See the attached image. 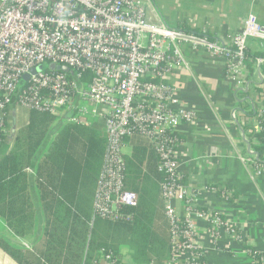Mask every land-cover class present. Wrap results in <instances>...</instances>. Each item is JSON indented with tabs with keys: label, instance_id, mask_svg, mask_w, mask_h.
<instances>
[{
	"label": "built area",
	"instance_id": "1",
	"mask_svg": "<svg viewBox=\"0 0 264 264\" xmlns=\"http://www.w3.org/2000/svg\"><path fill=\"white\" fill-rule=\"evenodd\" d=\"M153 10L152 0H0V153L11 148L2 134H9L11 117L19 108L60 117L80 105L72 120L98 125L108 136L93 218L119 221L124 218L120 207L138 204V195L124 190V137L140 134L152 143L160 158L158 169L168 176L162 196L171 224L170 262L201 264L196 251L205 253L196 246L194 218L204 220L214 238L223 232L242 239L224 216L198 207L200 191L190 192L180 182L178 129L193 122L195 113L184 106L170 77L187 67L186 49L223 58L226 75L248 94L247 105L257 111L250 118L236 111L233 119L260 131L264 26L250 14L239 32L220 40L156 21ZM251 42L263 55H250ZM51 64L67 66L75 74L51 71ZM85 74L91 76L86 84ZM255 156L244 162L261 173L264 167H256ZM172 201L183 204L184 216H178ZM98 264L116 261L106 255Z\"/></svg>",
	"mask_w": 264,
	"mask_h": 264
},
{
	"label": "trees",
	"instance_id": "2",
	"mask_svg": "<svg viewBox=\"0 0 264 264\" xmlns=\"http://www.w3.org/2000/svg\"><path fill=\"white\" fill-rule=\"evenodd\" d=\"M176 28L204 34L188 27ZM90 79L89 74L83 76L85 84ZM238 111L246 118L257 113L246 101L240 103ZM28 119L24 128L15 131L10 127L9 134H2L11 148L8 153H0V251L18 264H98L106 255L122 264L125 252L134 264L172 260L171 224L166 210L169 231L162 221V186L168 176L159 171L160 158L149 140L136 132L124 137L125 146L132 150L125 155L124 190L137 194L138 204L120 207L124 218L119 221L103 220L93 218V204L108 146L107 134L98 125L61 122L60 117L46 113L30 112ZM240 124L244 131H252L250 143L258 156L256 167H264V122L260 131ZM180 182L186 185L183 177ZM207 188L229 199L217 187ZM7 231L12 238L4 235ZM21 241H26L29 248ZM247 250L256 264H262L260 254L248 246ZM196 253H201L199 262L205 264L202 251Z\"/></svg>",
	"mask_w": 264,
	"mask_h": 264
},
{
	"label": "crops",
	"instance_id": "3",
	"mask_svg": "<svg viewBox=\"0 0 264 264\" xmlns=\"http://www.w3.org/2000/svg\"><path fill=\"white\" fill-rule=\"evenodd\" d=\"M152 1L154 10L151 16L156 21L160 19L175 28L188 27L220 40L239 32L250 14L256 15L264 26V0ZM249 53H260L257 43L251 42ZM186 60L187 67L170 77V84L178 87V96L184 106L195 113L193 122L182 124L178 129L181 139L177 149L179 172L190 192L200 191L196 199L198 207L224 216L242 239L239 241L223 232L214 238L206 222L194 218L196 246L204 251L206 264H256L247 246L261 255L264 264V168L257 173L254 166L244 162V158L255 153L250 143L252 137L249 130L244 131L241 124L233 119L234 112L239 110L240 103L246 101L248 94L239 91L236 83L228 78L223 58L201 49H186ZM79 106L73 105L64 111L60 116L61 122L78 117L75 108ZM29 115L30 112L26 122L19 123L16 111L11 117V128L16 131L17 125L27 126ZM126 149L129 151L126 154H130L131 146H126ZM209 186L224 191L229 199L207 190ZM172 205L178 216H184L182 203L172 201ZM163 212L165 215V205ZM162 221L168 225L169 231L166 215ZM4 235L12 238L8 231ZM21 242L29 248L26 241ZM35 244L38 247L41 243L36 241ZM125 254L122 264H134L127 252ZM0 264L18 263L0 251ZM151 264L172 263L156 260Z\"/></svg>",
	"mask_w": 264,
	"mask_h": 264
},
{
	"label": "water",
	"instance_id": "4",
	"mask_svg": "<svg viewBox=\"0 0 264 264\" xmlns=\"http://www.w3.org/2000/svg\"><path fill=\"white\" fill-rule=\"evenodd\" d=\"M49 69H50L51 71H55V70H57V71H62V72H65V73L70 74L71 76H73V75L75 74L74 71L71 70V69H70L69 67H67V66L60 67V66H56L55 64H51V65L49 66ZM32 73L35 74V73H36V69L33 70ZM28 78H29V76L27 75V76L25 77V79H28Z\"/></svg>",
	"mask_w": 264,
	"mask_h": 264
},
{
	"label": "rangeland",
	"instance_id": "5",
	"mask_svg": "<svg viewBox=\"0 0 264 264\" xmlns=\"http://www.w3.org/2000/svg\"><path fill=\"white\" fill-rule=\"evenodd\" d=\"M27 113H28L27 110H24V109H21V108L18 109V114H19V117H20L19 123L26 122ZM24 126L25 125H23V126L17 125L16 127H17V129H22ZM126 152H129V151L127 149H125V153Z\"/></svg>",
	"mask_w": 264,
	"mask_h": 264
}]
</instances>
